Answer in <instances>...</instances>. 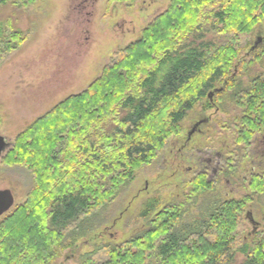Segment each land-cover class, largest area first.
Returning a JSON list of instances; mask_svg holds the SVG:
<instances>
[{"label": "trees", "instance_id": "1", "mask_svg": "<svg viewBox=\"0 0 264 264\" xmlns=\"http://www.w3.org/2000/svg\"><path fill=\"white\" fill-rule=\"evenodd\" d=\"M35 1L0 0V8L25 10ZM110 3L130 8L134 0ZM12 24L0 21V62L26 40ZM263 30L264 0H167L95 81L26 124L1 159L26 171L31 186L0 220V264H56L112 220L118 198L181 135L182 122L212 109L211 92L220 93L216 105L233 94L238 112L222 174L237 168L264 132V74L242 90L233 69L257 58L264 40L251 50L253 35ZM259 174L250 180L253 196L264 192V169ZM219 182L205 172L161 209L166 196L143 200L138 232L94 247L77 264H236L238 255L240 264H264V219L246 236L242 213L253 200H221Z\"/></svg>", "mask_w": 264, "mask_h": 264}, {"label": "rangeland", "instance_id": "2", "mask_svg": "<svg viewBox=\"0 0 264 264\" xmlns=\"http://www.w3.org/2000/svg\"><path fill=\"white\" fill-rule=\"evenodd\" d=\"M123 6L108 4V0H36L32 7L25 10L10 5L0 8V21L8 19L15 26L13 28L26 34L24 43L0 62L1 137L9 143L13 142L14 136L26 124L66 97L81 93L101 75L113 53L136 40L140 30L165 9L167 0H134L132 7ZM263 32L253 35L252 45ZM261 47L263 50L257 53V58H249L245 67L233 69L235 88L242 86V90H247L250 77L262 72L264 44ZM229 93H225L224 99L227 96L233 99ZM235 108L230 101V105H222V112L228 115V109L235 115L238 112ZM210 114L214 115L213 111L206 113V116ZM229 115L216 116V121L215 118L208 120L210 124L206 131H209L201 138L195 137L189 144L190 148H212L226 154L233 139L230 126H233L232 119L235 118ZM190 122L185 119L181 135L170 138L158 160L136 175L132 184L116 201L112 220L78 241L71 251L62 253L56 264H77L81 255L90 253L100 244H119L129 239L143 227V222L135 218L143 200L155 194L166 196V199L161 200V209L172 202L173 196L181 195L186 187L189 188L188 184L195 177L186 173L191 163L185 158L183 163L174 165L173 161L178 150L183 148L186 131L191 128L188 127ZM214 122H219L221 126ZM255 137H260L259 132L249 142L250 149L246 158L240 161L244 163L237 166L238 173L225 179L228 182L220 179L213 187L217 197L224 201L244 196L252 198L253 201L245 206L242 213L246 236L260 232L264 219V192L253 196L250 190L251 178L264 169V162L259 164L255 159L262 149L257 146L251 148ZM251 150L255 152L252 155ZM183 152L187 153L188 150ZM2 157L0 190H10L16 206L22 203L29 191L31 177L23 169L4 166L1 163ZM243 177H246L244 181ZM247 213L252 214L253 224L248 222ZM241 261L242 257L238 255L236 264Z\"/></svg>", "mask_w": 264, "mask_h": 264}, {"label": "flooded vegetation", "instance_id": "3", "mask_svg": "<svg viewBox=\"0 0 264 264\" xmlns=\"http://www.w3.org/2000/svg\"><path fill=\"white\" fill-rule=\"evenodd\" d=\"M85 2H87V0H85ZM259 37L262 38V42H263L264 32H263V35H258L257 38H259ZM260 74H264V69L262 70V72ZM260 74L252 75L250 77V82L251 81L253 82L255 77L260 75ZM251 90H252V88H251ZM218 94H220V93L214 94V92H211L210 94L207 95V98H208L209 102L211 103V106H213L212 109L210 111H207V112L205 111V109H202L199 114L195 115L191 119V122L189 123V126H188V127L191 126V128L186 131L184 141L182 143L183 148L178 150V152L174 158V161H173L174 165L177 163L178 164L183 163L184 158L187 162H190L192 164V165L190 164L188 166V169L186 170V173L188 175L192 174V176H197L201 173H205V172H208L210 170L211 175L210 174L209 175H210L211 179L217 180L219 178L221 180H225V179H229V177L232 178L231 174L233 175L235 172H236L235 174L238 173V169L234 168L231 171H229V169H228V171H226V172H228V175L222 174V172H223L222 163H223L224 157H225V155L222 152L215 151L212 148L211 149H206V148L203 149L200 147H196V148L192 147V149H191L190 148L191 145H189V144H191V142H193L192 140L195 137L201 138L202 136L207 134L206 132H208L209 130L206 131V127H208L210 124L208 122V120H210V119L212 120V118H215L214 121H216V119H217L216 116H218V117L220 115L228 116L230 114L229 115V117H230L233 115L232 110L227 109L228 115H225V112H222V105L223 104H229L230 105V101H231L228 98V96L226 97V99H224L225 94L219 99V102L217 103L219 105H216L215 103H213L214 97H216ZM232 95L233 94H231V96ZM211 111H213L214 115L210 114V116H206V113H209ZM232 120H234V119H232ZM214 124L217 125L220 123L214 122ZM220 126H221V124H220ZM218 131L221 132V129L219 128ZM259 135H260L259 138H257V137L254 138L251 148L253 146L254 147L257 146V147L262 149L260 151V154L255 159H257L259 164H263V162H264V132H260ZM187 145H188V148H186ZM185 149L188 150L187 153L183 152ZM250 153L252 155L255 152L251 150ZM240 163L242 164L244 162H240ZM245 179H246V177H243L242 181H244ZM225 181H227V180H225ZM251 215H252L251 213H247L249 223H250L249 216H251ZM251 218H252V216H251Z\"/></svg>", "mask_w": 264, "mask_h": 264}, {"label": "water", "instance_id": "4", "mask_svg": "<svg viewBox=\"0 0 264 264\" xmlns=\"http://www.w3.org/2000/svg\"><path fill=\"white\" fill-rule=\"evenodd\" d=\"M262 42V38H257L256 42L252 46L251 50H255L258 45ZM11 143L7 142L3 137L0 136V158L5 152L10 149ZM14 206V197L10 190H0V218L6 215ZM249 221L253 224L251 216Z\"/></svg>", "mask_w": 264, "mask_h": 264}, {"label": "bare ground", "instance_id": "5", "mask_svg": "<svg viewBox=\"0 0 264 264\" xmlns=\"http://www.w3.org/2000/svg\"><path fill=\"white\" fill-rule=\"evenodd\" d=\"M253 220V219H252ZM254 222V221H253Z\"/></svg>", "mask_w": 264, "mask_h": 264}]
</instances>
